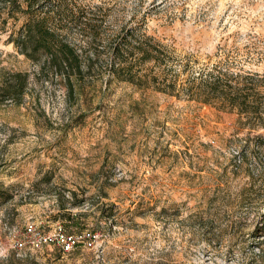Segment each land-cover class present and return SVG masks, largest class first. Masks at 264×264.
Masks as SVG:
<instances>
[{
    "label": "rangeland",
    "instance_id": "obj_1",
    "mask_svg": "<svg viewBox=\"0 0 264 264\" xmlns=\"http://www.w3.org/2000/svg\"><path fill=\"white\" fill-rule=\"evenodd\" d=\"M68 3L102 26V55L73 97L61 74L37 76L8 42L26 15L0 4V264H264V169L247 144L264 125L228 104L148 87V71L179 87L228 72L264 93V0ZM70 30L88 45L79 24ZM148 37L163 62L141 55ZM129 41L123 74L134 82L109 70L112 42ZM19 71L29 74L20 102L6 91ZM29 223L96 237L66 253L32 244Z\"/></svg>",
    "mask_w": 264,
    "mask_h": 264
},
{
    "label": "trees",
    "instance_id": "obj_2",
    "mask_svg": "<svg viewBox=\"0 0 264 264\" xmlns=\"http://www.w3.org/2000/svg\"><path fill=\"white\" fill-rule=\"evenodd\" d=\"M45 0H0V4L9 7L17 12L26 15L25 21L19 26V29L10 31L8 42L13 43L20 54L30 59L38 65L37 76L46 75L49 72H57L62 75L67 86V96L73 97L77 94L75 81H80L85 74L93 69L94 62L101 57V50L95 47V42L99 39V30L101 24L91 18H83L70 14L77 10L70 8L68 0H57L58 6L54 10H42V2ZM25 2V6H23ZM79 24L82 31L89 37L87 46H78L71 40L70 27ZM0 30L7 31V27H1ZM2 32V31H1ZM139 45V44H138ZM145 46L142 56L148 58V61L154 60L156 63L164 61L163 46L148 37V49ZM135 48L131 42H112L111 54L112 61L109 64L111 75L116 78L127 81H135L133 76H126L123 73H131L130 65L124 64L125 55L134 53ZM81 54H84L87 60L86 70L83 68ZM116 60L119 61L117 64ZM122 62V63H121ZM129 75V74H128ZM83 78H80L82 77ZM230 77V79L225 78ZM242 76V75H241ZM6 82V91L8 95L12 91L18 97V102L25 95L29 84L28 72L19 71L9 74ZM232 78L236 81L232 82ZM242 78V77H241ZM240 75L221 72L216 76H193L187 79L185 84L179 87L178 82L169 79L165 75L148 71V87H154L159 90L175 93L182 91L190 95L191 98L202 101H218L238 108L241 112L253 114L261 125H264V112L262 110L264 93L256 87H247V84L239 81ZM15 88V90H14ZM11 97V96H10ZM252 142H248V147L252 146L256 151L254 157L258 164L264 169V160L261 153L264 152V133L253 137Z\"/></svg>",
    "mask_w": 264,
    "mask_h": 264
},
{
    "label": "built area",
    "instance_id": "obj_3",
    "mask_svg": "<svg viewBox=\"0 0 264 264\" xmlns=\"http://www.w3.org/2000/svg\"><path fill=\"white\" fill-rule=\"evenodd\" d=\"M26 234L33 238L30 242L36 246L56 244L66 253L73 251L82 242L86 246H92L96 237V234L91 231H84L80 234L70 233L61 224H58L53 230L45 232L38 230L33 223H29L26 226ZM24 244L23 241L17 240L14 247L22 249Z\"/></svg>",
    "mask_w": 264,
    "mask_h": 264
}]
</instances>
